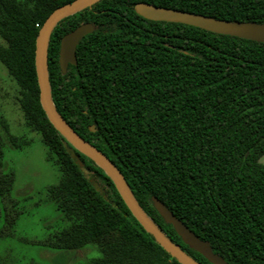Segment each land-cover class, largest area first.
Returning a JSON list of instances; mask_svg holds the SVG:
<instances>
[{
	"label": "trees",
	"instance_id": "obj_1",
	"mask_svg": "<svg viewBox=\"0 0 264 264\" xmlns=\"http://www.w3.org/2000/svg\"><path fill=\"white\" fill-rule=\"evenodd\" d=\"M70 1L0 0V62L17 86L25 126L40 135L45 159L58 171L46 197L66 222L35 243L60 251L93 245V264H181L132 215L101 167L77 150L83 165L76 163L42 109L36 36L47 16ZM139 1L264 23V0H99L51 32L53 103L113 161L145 213L193 259L212 264L183 243L151 196L228 264H264V43L146 19L134 11ZM83 22L95 29L79 41L76 65L63 73L60 38ZM0 127L3 198L14 182V173L3 171L4 137L18 148L29 143L17 142L3 119ZM16 215L7 214L9 228Z\"/></svg>",
	"mask_w": 264,
	"mask_h": 264
},
{
	"label": "water",
	"instance_id": "obj_2",
	"mask_svg": "<svg viewBox=\"0 0 264 264\" xmlns=\"http://www.w3.org/2000/svg\"><path fill=\"white\" fill-rule=\"evenodd\" d=\"M99 0H72L56 7L44 20L38 30L35 41V71L39 88V101L50 123L70 143L66 151L82 167V162L75 150L93 160L113 181L122 200L155 241L181 264H200L193 259L181 246L172 241L155 222L145 213L137 202L121 171L113 161L92 143L81 137L57 111L50 92L47 70V47L51 32L55 25L63 18L84 8L90 7ZM134 11L142 17L155 21L178 22L192 25L218 34L236 36L243 39L264 43V23L255 21L226 20L200 13L154 5L145 1L134 4ZM95 26L90 22H83L60 38L58 64L64 73L69 64L76 65V46L86 34L92 32ZM94 130L93 126H90ZM97 191H101L97 182H92ZM154 208L171 224L183 243L203 255L212 264H228L224 258L214 253L208 240L200 238L184 222L177 218L167 206L156 196H151Z\"/></svg>",
	"mask_w": 264,
	"mask_h": 264
},
{
	"label": "rangeland",
	"instance_id": "obj_3",
	"mask_svg": "<svg viewBox=\"0 0 264 264\" xmlns=\"http://www.w3.org/2000/svg\"><path fill=\"white\" fill-rule=\"evenodd\" d=\"M16 93L14 80L0 62V119L17 142L25 139L29 143L18 148L5 137L3 140V171H12L14 182L10 193L0 196V231L6 226L10 233L0 235V264H93L92 260L98 256L93 245L60 251L35 243L64 227L66 222L46 197V188L57 181L58 171L45 159L40 135L25 126ZM14 212L17 215L9 228L7 214Z\"/></svg>",
	"mask_w": 264,
	"mask_h": 264
}]
</instances>
